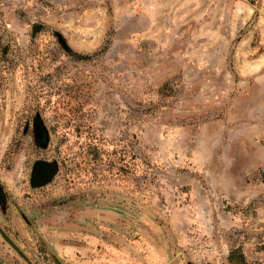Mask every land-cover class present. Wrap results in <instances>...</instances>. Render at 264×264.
Segmentation results:
<instances>
[{
  "label": "rangeland",
  "instance_id": "rangeland-1",
  "mask_svg": "<svg viewBox=\"0 0 264 264\" xmlns=\"http://www.w3.org/2000/svg\"><path fill=\"white\" fill-rule=\"evenodd\" d=\"M231 248L264 264V0H0V264Z\"/></svg>",
  "mask_w": 264,
  "mask_h": 264
},
{
  "label": "water",
  "instance_id": "water-1",
  "mask_svg": "<svg viewBox=\"0 0 264 264\" xmlns=\"http://www.w3.org/2000/svg\"><path fill=\"white\" fill-rule=\"evenodd\" d=\"M50 174H51L50 168L45 167L41 163H36L31 172L30 182L32 184L38 185L44 182L45 180H47Z\"/></svg>",
  "mask_w": 264,
  "mask_h": 264
},
{
  "label": "trees",
  "instance_id": "trees-1",
  "mask_svg": "<svg viewBox=\"0 0 264 264\" xmlns=\"http://www.w3.org/2000/svg\"><path fill=\"white\" fill-rule=\"evenodd\" d=\"M226 258L230 264H247L238 248L229 249Z\"/></svg>",
  "mask_w": 264,
  "mask_h": 264
}]
</instances>
